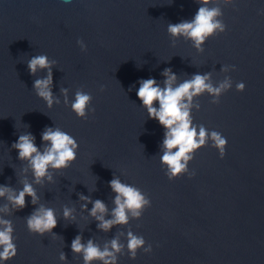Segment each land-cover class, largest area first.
Listing matches in <instances>:
<instances>
[{"label":"water","instance_id":"1","mask_svg":"<svg viewBox=\"0 0 264 264\" xmlns=\"http://www.w3.org/2000/svg\"><path fill=\"white\" fill-rule=\"evenodd\" d=\"M219 6L226 32L200 51L168 33L169 24L194 18L196 0H0V186L18 194L28 182L39 197L36 205L27 197L20 211L0 198V209L11 210L0 217L12 221L18 249L13 260L0 264H84L72 251L77 236L101 249L119 237L125 248L118 264H264V0H221ZM37 55L54 61L52 93L60 102L51 108L34 88L47 71L33 76L27 66ZM166 69L177 83L197 74L210 75L214 85L233 82L218 105L205 94L194 97L190 109L194 125L227 139L225 158L209 142L189 164L195 176L175 181L160 160L166 129L136 94L140 81L150 78L163 88ZM240 82L243 93L236 89ZM77 91L93 98L87 120L71 109ZM48 128L71 135L79 150L69 168L50 169L52 180L37 184L12 145L31 134L43 151ZM114 178L141 190L152 206L140 220L130 217L127 226L104 232L88 201H102L105 219H112ZM40 206L52 208L57 219L43 236L31 233L26 220ZM129 230L152 252L141 249L131 259Z\"/></svg>","mask_w":264,"mask_h":264},{"label":"clouds","instance_id":"2","mask_svg":"<svg viewBox=\"0 0 264 264\" xmlns=\"http://www.w3.org/2000/svg\"><path fill=\"white\" fill-rule=\"evenodd\" d=\"M69 2V0H65ZM200 5L194 18L191 21H183L177 24L168 25V33L173 38L183 36L191 40L194 46L203 51V45L213 37L226 32V25L221 17L223 16L221 0H196ZM225 5L233 4L234 0H223ZM216 5V6H212ZM81 49L87 51L86 45L82 40L78 41ZM50 62L46 55L33 56L27 63L30 73L35 76L39 70H46L47 77L36 79L34 88L39 98L43 99L49 108L60 101L52 93V73ZM229 66H225L227 72ZM234 71L235 67H231ZM164 87L157 85L155 79L140 81L137 96L147 109L149 116L156 119L166 129L163 141V155L160 157L162 166L167 169L166 176L170 181H175L184 175L189 178L195 176L194 172L189 171V164L194 160L196 153L211 146L218 150L221 159L226 156L228 147L227 139L218 131H209L203 125H194L191 107L194 97L208 94L212 97L211 103L218 105L220 98L232 88L231 78H226L218 85L211 83L210 75H194L190 80L177 83V76L166 69ZM238 92L243 93L246 86L243 82L236 84ZM104 90L103 88L101 89ZM67 100V89L61 90ZM92 96L84 91L75 93L74 101L70 102L72 111L82 120L88 119V112L92 103ZM158 103L159 107H156ZM199 108V104L196 105ZM91 111L95 113V109ZM45 147L41 151L35 142V137L31 134L20 135L18 141L12 147L18 151L19 159L27 161L31 167L35 182L41 184L47 178L52 180L49 170H64L69 168L77 159L79 145L77 141L68 133L60 128H48L42 134ZM110 186L115 196L116 207L112 210V219H105L108 213L107 206L100 200L93 203L91 215L100 221L99 227L102 231L108 232L116 226H127L130 217L140 220L144 212L152 206L151 200L138 188L126 183H122L119 178H114ZM31 197V203L36 205L39 197L31 183L24 182L23 189L16 194L13 190L0 186V198H6L15 211L24 209L26 198ZM82 200L87 201V197L81 196ZM86 207V205H85ZM0 211L10 214L11 210L5 205ZM72 215L70 209H64V218L69 219ZM28 230L33 234L43 236L51 233L57 227V219L52 208L40 206L30 216L26 218ZM123 234V233H121ZM127 251L131 259L137 258V253L143 249L146 254L152 252L151 245L145 246L146 241L142 236L135 235L131 230L126 233ZM72 251L82 255L84 264H118V256L125 248L119 237L110 241V246L106 245L101 249L92 240L87 244L82 242V237L77 236L72 241ZM0 261L8 262L18 255V249L14 242V226L11 220L0 217ZM62 260L66 256L61 254Z\"/></svg>","mask_w":264,"mask_h":264}]
</instances>
